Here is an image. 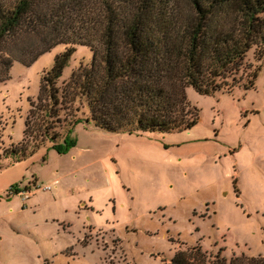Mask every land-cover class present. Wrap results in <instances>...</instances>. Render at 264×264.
<instances>
[{"label":"rangeland","instance_id":"obj_1","mask_svg":"<svg viewBox=\"0 0 264 264\" xmlns=\"http://www.w3.org/2000/svg\"><path fill=\"white\" fill-rule=\"evenodd\" d=\"M66 47L30 65L15 61L9 73L10 57L0 53V264H163L196 245L205 264L219 252L226 264L264 256V60L254 49L231 92L188 87L200 115L189 130L107 133L81 123L67 154L53 143L11 152L25 138L43 74ZM92 58L89 46H77L59 83Z\"/></svg>","mask_w":264,"mask_h":264},{"label":"trees","instance_id":"obj_2","mask_svg":"<svg viewBox=\"0 0 264 264\" xmlns=\"http://www.w3.org/2000/svg\"><path fill=\"white\" fill-rule=\"evenodd\" d=\"M59 44L67 47L43 74L25 138L11 150L21 156L48 143L67 153L80 123L130 134L195 127L200 115L188 87L204 95L231 92L251 68V49L264 60V0H0L8 73L15 61L30 65ZM79 45L91 48L92 61L82 60L59 83ZM259 69L247 74L246 89ZM80 105L85 118L76 116ZM60 127L67 129L62 137ZM31 137L30 150L22 144ZM191 250L163 264H205L202 246ZM210 264L226 260L219 252ZM229 264H264V256H234Z\"/></svg>","mask_w":264,"mask_h":264},{"label":"crops","instance_id":"obj_3","mask_svg":"<svg viewBox=\"0 0 264 264\" xmlns=\"http://www.w3.org/2000/svg\"><path fill=\"white\" fill-rule=\"evenodd\" d=\"M81 124V123H80ZM79 125V124H78ZM77 125V126H78ZM70 152V151H69ZM69 152H67V153H69ZM67 153H64V154H67ZM58 180V179H57ZM38 193H40V191H35V194L33 195V196H31V197H35ZM40 195H44L45 197H47V194H45V193H42V194H40Z\"/></svg>","mask_w":264,"mask_h":264},{"label":"built area","instance_id":"obj_4","mask_svg":"<svg viewBox=\"0 0 264 264\" xmlns=\"http://www.w3.org/2000/svg\"><path fill=\"white\" fill-rule=\"evenodd\" d=\"M43 188V190H48V189H51V186L50 185H45V186H43L42 187ZM27 192V191H26ZM25 192V193H26ZM22 192H20V194H21Z\"/></svg>","mask_w":264,"mask_h":264}]
</instances>
